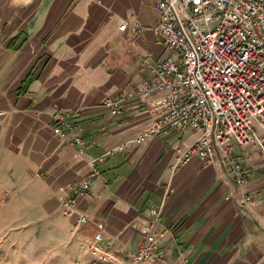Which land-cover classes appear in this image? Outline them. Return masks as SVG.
I'll return each mask as SVG.
<instances>
[{
    "label": "crops",
    "instance_id": "crops-1",
    "mask_svg": "<svg viewBox=\"0 0 264 264\" xmlns=\"http://www.w3.org/2000/svg\"><path fill=\"white\" fill-rule=\"evenodd\" d=\"M157 2L0 0V264H94L98 222L110 264H122L161 204L171 264H264V157L254 145L232 146L247 176L238 186L222 159L174 168L199 133L136 141L153 123L147 103L164 96H136L150 78L140 61L168 55L153 30ZM121 97L127 105L111 116L102 102ZM57 116L80 128L83 155L52 133ZM83 180L89 196L64 215L67 186Z\"/></svg>",
    "mask_w": 264,
    "mask_h": 264
},
{
    "label": "built area",
    "instance_id": "built-area-1",
    "mask_svg": "<svg viewBox=\"0 0 264 264\" xmlns=\"http://www.w3.org/2000/svg\"><path fill=\"white\" fill-rule=\"evenodd\" d=\"M158 21L153 27L168 55L159 62L142 59L150 73L136 89V96H164L147 103L153 117L149 131L137 142L169 132L199 133L179 151L174 168L197 157L203 165H230L235 183L246 182L240 164L231 157L233 145H254L264 157V0H158ZM127 24L119 27L123 31ZM125 97L102 102L111 116H119L127 105ZM52 133L83 155L85 143L80 128L57 116ZM93 170L90 177L97 176ZM61 202L64 215H72L78 197L89 196L90 182L67 186ZM250 196L245 202L250 203ZM162 205V204H161ZM161 205L149 210L143 239L135 252H126L122 264H171L161 245L167 231L160 226ZM85 217L78 219L79 224ZM104 227L96 224L88 249L100 264L115 262L102 247Z\"/></svg>",
    "mask_w": 264,
    "mask_h": 264
},
{
    "label": "rangeland",
    "instance_id": "rangeland-1",
    "mask_svg": "<svg viewBox=\"0 0 264 264\" xmlns=\"http://www.w3.org/2000/svg\"><path fill=\"white\" fill-rule=\"evenodd\" d=\"M94 264H100V263H98L97 261H94Z\"/></svg>",
    "mask_w": 264,
    "mask_h": 264
},
{
    "label": "trees",
    "instance_id": "trees-1",
    "mask_svg": "<svg viewBox=\"0 0 264 264\" xmlns=\"http://www.w3.org/2000/svg\"><path fill=\"white\" fill-rule=\"evenodd\" d=\"M27 86V83L25 84V86L24 87H26Z\"/></svg>",
    "mask_w": 264,
    "mask_h": 264
}]
</instances>
